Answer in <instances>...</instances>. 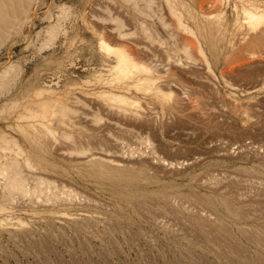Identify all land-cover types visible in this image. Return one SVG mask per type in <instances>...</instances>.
Wrapping results in <instances>:
<instances>
[{"label": "bare ground", "instance_id": "6f19581e", "mask_svg": "<svg viewBox=\"0 0 264 264\" xmlns=\"http://www.w3.org/2000/svg\"><path fill=\"white\" fill-rule=\"evenodd\" d=\"M78 1L0 0L2 231L82 216L96 177L185 164L162 151L178 121L220 126L264 91V0Z\"/></svg>", "mask_w": 264, "mask_h": 264}, {"label": "rangeland", "instance_id": "374dc122", "mask_svg": "<svg viewBox=\"0 0 264 264\" xmlns=\"http://www.w3.org/2000/svg\"><path fill=\"white\" fill-rule=\"evenodd\" d=\"M178 123L162 151L185 164L135 163L128 184L96 177L75 220L0 230V264H264V91L220 126Z\"/></svg>", "mask_w": 264, "mask_h": 264}]
</instances>
